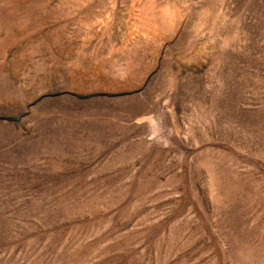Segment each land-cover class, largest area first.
<instances>
[{"label": "rangeland", "instance_id": "obj_1", "mask_svg": "<svg viewBox=\"0 0 264 264\" xmlns=\"http://www.w3.org/2000/svg\"><path fill=\"white\" fill-rule=\"evenodd\" d=\"M5 101L0 264H264V0H0Z\"/></svg>", "mask_w": 264, "mask_h": 264}, {"label": "crops", "instance_id": "obj_2", "mask_svg": "<svg viewBox=\"0 0 264 264\" xmlns=\"http://www.w3.org/2000/svg\"><path fill=\"white\" fill-rule=\"evenodd\" d=\"M8 49L9 47L7 48V50ZM11 59L12 58L9 55V51L6 52L3 57V65H5L6 63L9 64ZM96 66L97 67L95 70H90L91 72H79L76 75H73L72 71L67 69V72L65 71L64 77L68 78H65L64 80H62V77L57 72L59 76L55 77V80L53 81L54 83L51 82L47 85L49 91L46 92V95L48 96L44 97L43 100H41L39 103H42L43 101L46 103H67L68 101H71L72 103H89L97 100L119 99L127 96V94L139 92V89L128 91V89L122 88V84H119L114 80L111 81L106 74L98 69V65ZM75 78H77V80L73 81V79ZM14 86L15 82L12 81V87ZM11 105L12 106L10 107V103L8 101L0 102V124L9 125V127H12L13 131L16 132L18 129L17 126H19V120L16 119L15 105ZM58 115L61 117L65 116L66 120H69V118L73 119L74 117H79L82 120H87L83 119V116L75 115L74 112H66L64 115ZM113 118L114 117H111V125H113L114 122L116 124L119 122L117 118ZM102 119H105V117H102ZM26 125L27 124L25 123L24 126ZM66 125L68 127L74 128L71 122H67ZM29 127L31 128L29 129L30 131H26L25 134H22L25 136L23 139H27L33 135L34 129L30 125ZM76 141L77 140L74 139L71 140V142L73 143H75ZM6 149L12 152L15 150V145H8L6 146Z\"/></svg>", "mask_w": 264, "mask_h": 264}]
</instances>
